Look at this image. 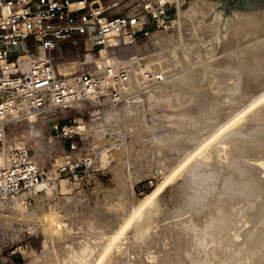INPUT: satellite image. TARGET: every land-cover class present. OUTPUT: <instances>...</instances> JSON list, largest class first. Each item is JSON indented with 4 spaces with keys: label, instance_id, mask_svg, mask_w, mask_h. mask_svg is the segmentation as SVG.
Wrapping results in <instances>:
<instances>
[{
    "label": "bare ground",
    "instance_id": "6f19581e",
    "mask_svg": "<svg viewBox=\"0 0 264 264\" xmlns=\"http://www.w3.org/2000/svg\"><path fill=\"white\" fill-rule=\"evenodd\" d=\"M182 1L179 0V4ZM214 7L215 3L210 0H189L185 7L181 6L178 10V28L175 34L161 37L153 34L163 45L178 43L175 47H181L183 63H188L190 67L188 70L178 74L175 72L165 82L126 100L120 106L102 105V108L91 110L90 113L93 125H89V132L95 144L104 143L109 129L115 135L121 133L118 132L121 129L128 133L133 131L136 123L133 120L137 121L138 108L148 113L151 123L149 127L154 133L152 139L162 142V137L170 138L166 142V152L170 154L171 164L165 166L161 163L165 171L160 181L142 198L122 207V219L114 229H105L95 223L87 224L86 227L81 224V231L84 228L85 231L75 238L71 234L69 242L66 241L64 232L70 233L72 228L65 225L64 215L53 205L46 207L41 203L44 195H50L52 189L45 180L37 185L32 194L37 201L33 206L26 205L28 194L24 192L0 198V218H6L4 223L21 221L27 231L35 232L38 228L41 231L43 252L29 254L28 261L23 264H264V203L257 207L264 198V16L237 21L225 44L232 50H223L226 55L223 57L224 53L221 58L216 56L215 59L216 11L211 21L204 20L205 15L215 10ZM161 59L159 57L157 62L165 72H169L170 64ZM27 61L24 58L19 63V70L22 72L27 70ZM75 63L80 65L78 61ZM208 65L211 74L219 79L231 73L230 68L227 70V65L234 67L237 75L234 83L229 79L233 84L228 86L234 87L237 103L229 106L230 102L221 118L213 114V109L223 101L224 98L221 97L224 95L216 94L213 88L205 86L208 76L204 74L208 71ZM227 81L223 80L224 83ZM219 83L222 84L221 81ZM78 103L80 102L75 104L78 106ZM159 106L162 109L158 111ZM38 121L39 116L36 114L26 117L28 130L32 134L40 132ZM175 132H180V135H173ZM159 145L162 147L160 143ZM112 149V146L105 144L100 151L103 161L112 155ZM5 158L0 153V165ZM220 163L229 165L227 174L241 171L240 180L234 182L229 178L226 182L232 181L230 184L233 186H221L220 175H217L218 180L214 177L219 183L216 182V186L219 185L217 188H207L206 183L205 186L200 185L207 186V189L202 190L198 185V192L203 191L202 197L199 194L198 200L187 201L186 209L183 207L186 215L176 223L179 226L164 223L169 227L162 226L161 230L149 232L156 226V220L162 211L159 196L171 181L189 174L197 177L199 174L195 173L198 171L202 172L201 175H210ZM223 167L225 170V166ZM111 171L117 187L109 190L110 193H105V196L114 194V198L122 200L126 192L125 170L117 164ZM234 176L236 177V173ZM242 177L245 180H241ZM185 182L189 184L187 180ZM40 191L41 194L38 193ZM54 240L60 244L57 246L60 250L53 244L49 246V241ZM62 240L63 244L60 243ZM49 247H52L51 250Z\"/></svg>",
    "mask_w": 264,
    "mask_h": 264
},
{
    "label": "built area",
    "instance_id": "2783aa9c",
    "mask_svg": "<svg viewBox=\"0 0 264 264\" xmlns=\"http://www.w3.org/2000/svg\"><path fill=\"white\" fill-rule=\"evenodd\" d=\"M180 7L179 0H130L124 5L120 0H0V131L30 114L40 116L77 102L119 105L182 72L185 66L177 55L170 50L164 54L163 44L150 39L174 27ZM77 37L84 40L75 52L81 67L67 72L56 52L67 43L77 46ZM145 39L152 46L138 52ZM158 57L170 64L169 72ZM24 58L26 72L19 70ZM78 127L75 122L54 125L64 138L77 134ZM7 151L0 165V198L24 192L30 200L48 176L29 148Z\"/></svg>",
    "mask_w": 264,
    "mask_h": 264
},
{
    "label": "rangeland",
    "instance_id": "374dc122",
    "mask_svg": "<svg viewBox=\"0 0 264 264\" xmlns=\"http://www.w3.org/2000/svg\"><path fill=\"white\" fill-rule=\"evenodd\" d=\"M101 1L112 2L114 0H101ZM210 1L215 3V7H214L215 10H212L210 14L205 15L204 17L205 22L211 21L212 15L216 11V7L218 6L219 2L223 0H210ZM129 2L130 0H120V4H123V5L128 4ZM188 2L189 0H183L181 6L185 7L188 4ZM111 13L114 14L115 11H112ZM177 28H178V25L176 22V24L171 30L163 31V32L161 31L160 33L155 32V34L158 37H161L163 35L166 36L170 33L175 34V32L177 31L176 30ZM153 34L151 35V37L153 38L150 37V39L155 40L156 35L154 36ZM77 41H78L77 46L67 43V44H64L61 50L56 52L57 56H61V58L57 60L58 63L61 66H66L67 72L73 71L75 68H77L78 64H76L75 62L76 61L79 62L80 60V58H78L75 55V52L78 50L81 51L80 49L84 46L83 44L84 40L80 37H77ZM156 42L160 43L158 40ZM176 44H173V45L165 44L167 46L163 45L162 47L163 53L165 54L167 53L168 50H170L172 55H177L180 63L181 62L183 63L184 59H183V54H181L182 52L181 47L180 46H179L180 48L175 47ZM243 45L244 44H242V46ZM85 46L88 47L89 43L86 42ZM151 46H152L151 40L145 39L138 43L136 50L138 52H143L145 50H148V48ZM157 50L159 51V49ZM223 50H228L230 52L232 49L227 48V46L225 45V47H223L222 50H217V46H216L214 58L217 59L218 57L219 59L222 57L221 55L225 53L223 55L224 57L226 55V51L222 52ZM180 55L182 56V58ZM157 59H159V57ZM161 60L164 61L163 58ZM187 64L184 65L185 67L183 71L188 70L190 68L189 64L188 66ZM78 67H81V66L79 65ZM207 67L206 69H208V71L206 70L204 74L206 77L208 76V78L205 79L206 80L205 86H209V88L211 89L213 88L214 89L213 91L216 94L220 95V93H222L221 96L224 95V97H221L222 99L223 98L224 99L223 101L221 100L222 102L219 103L220 105L218 104L217 106L214 107L215 109H213L215 110L213 111L215 112L213 114L219 115L221 118V117H224V113L226 112L227 107H229L230 105H236L237 103L235 102L237 94H235L234 92V87L232 88L228 87L229 85L233 84L234 81L237 80V75L235 72V68L232 66L230 67V65L229 66L227 65L226 68L227 70L230 68L229 71L231 70V73L219 79L217 78V76L214 77L213 73L211 74V71L209 70L210 68L209 65ZM176 74H178V72H176ZM210 78L211 80H209ZM229 79H232L233 83L232 81L230 83ZM217 80L219 82L221 81L223 85L217 82ZM223 80L224 81L228 80V81L227 83H224ZM210 83H212L214 87L216 86V88H214L213 85ZM227 88H229V90ZM215 89H217L218 91ZM228 92L230 93V95ZM225 95L227 96L225 97ZM228 96H230V98ZM228 98H229V101H228ZM224 101L225 102L228 101V102L225 103ZM222 103L224 105H222ZM78 104L80 105L77 106V104H75L72 107H68L64 109H57L47 114L40 115L39 121L37 123V126L40 129V132H38L37 134H32L31 132H29L26 118L19 122L9 123L3 130L0 131V153L6 156V152H8L7 150H11L14 148L27 147L32 152V159L38 163L39 167L44 172H46L48 178H44V180L49 184V186L52 189L50 191V195L49 194L44 195V197L42 198L43 200H41V203L43 202L46 205V207L53 205L52 207L57 208V210L62 215H64L65 225L68 228H72L73 230V231L71 230L70 233L64 232V234L66 235L65 238L67 242L71 241L72 238H75L76 235L78 236V234L80 235L85 231L84 230L85 228L82 229L83 232L81 231L80 227L82 225L83 227H86L87 224L95 223L100 226H103L105 229H110L111 227H112L111 230L114 229L116 225L118 224V222H120L122 219L121 215H123V212H124V209H122V207L124 208V207L129 206L131 202L142 198L147 192H149L152 188H154L164 174L165 170L163 168V164L165 166H169L171 164L170 154L169 152H166L168 151L167 150L168 144L166 142L170 138H168L167 136L166 137L164 136L165 138L162 137L163 139L162 142L155 141L154 139H152L154 136L153 135L154 133H152L151 127H149V125L151 124L150 118L148 116V113L146 114V112L143 111L142 108L137 109V121L133 120V122H136L134 125L133 131L128 133L125 131V129L123 130L121 129L122 131L121 130L118 131L121 133H118V135H115L114 132L109 129L108 137L105 139L104 143L98 142L95 144L93 142L92 135L89 132L90 131L89 125L91 124L93 125V121L91 120L92 118H91L90 113H91V110H94L96 108L100 109L103 106L94 105L90 101H83ZM120 105L121 104L117 106H120ZM160 108L162 109V106H159L157 110L159 111ZM143 115L145 118L142 117ZM72 122H75V124H78L79 127L77 130L78 133L74 134L71 137L64 138L60 135L59 132H57L54 129V125L56 123L66 124V123H72ZM143 122H145V124ZM146 123L148 125H146ZM105 126L107 128H110L108 124H106ZM177 134L180 135V132H177V133L175 132V134L173 135H177ZM191 138L194 139L195 136H191ZM159 143L162 145L163 148L159 145ZM71 144H74L75 146L74 149H71ZM105 144L112 146L113 149H112V155L106 161H103L100 157V151L104 148ZM165 147H166V150H164ZM36 156H38L39 158L37 159ZM162 162L163 164H161ZM117 164L121 165L123 170H125V173H126V178H125L126 179V184H125L126 192H125V195L122 197L123 201L121 199L114 198L116 197V195L114 194L108 195L111 189L113 190L114 187L115 188L117 187L116 186L117 184H115V180L113 178V173L111 171V169L115 167ZM71 166H74V168L71 169ZM223 166H225L226 168L225 170H223L224 169ZM228 166H229L228 164L223 165L220 163L219 166L216 168L217 170L215 169L218 173L215 172V170H213L212 172H210V175L209 173L208 174L203 173L201 175L202 172L198 171L197 173H195L196 175L199 174V176L197 175V177L189 174L188 176L183 175L185 177L178 176V178L176 177L173 181H171L172 183L170 182L164 188V190L161 192V195L159 196L160 203L162 205V211L160 213L159 219L160 220L162 219V220L161 221L159 219H158L159 221L156 220L157 221L156 226H153L154 228L151 227L152 229H150L149 232L154 233L155 230L156 231L159 229L161 230L162 226L163 227L165 226V228H168L170 225H177L178 220L183 218L186 215V213L184 212V209H186L187 201L189 202L194 199L198 200L199 194H200V197H202V193H203L202 190L204 188L212 189V188H217L219 185L224 186L225 184H227V186H230L231 185L230 183L232 181L234 182L239 181L240 180L239 176L241 175L240 173L241 171L235 172L236 177L234 176L235 173H232L231 175V173L229 172L227 174L226 170ZM223 172H224V175L222 176ZM217 175L221 176V177L219 176L220 181H221V182L219 181L220 184L218 183V181H215V180H218ZM237 175H238V178H237ZM189 179L191 181H189ZM227 179L232 180V181H228L229 182L228 183L226 182ZM243 179L245 180L244 177L241 178V180ZM185 180L189 182L188 185L185 182ZM195 181L196 182L198 181V182L195 183ZM192 182L194 183V185ZM216 182L219 184L218 186H216L217 184ZM234 182L233 184H235ZM198 185L199 186L207 185L208 187L206 186L207 187L206 188L204 186L203 187L200 186L201 189L202 188L203 189L199 193L198 191L200 189ZM38 193L41 194L42 191ZM105 193H108L107 194L108 197L105 196ZM190 195L191 196L193 195V196L191 197ZM186 197L188 200L186 199ZM190 197L191 198L194 197V198L191 199ZM262 200L263 201H261L257 207H259L260 205H262V203H264V198ZM26 201H27L26 205H31V206L35 205L37 202L33 195L31 196L30 200L26 199ZM173 205L174 207H172ZM181 209H183V212ZM180 213L183 215H181ZM172 216L173 218H171ZM5 220H6L5 217L0 218V264H23L28 261L29 254L31 253L36 254V253L43 252V248L41 246L42 245L41 243L42 235H41V231H39L40 230L39 228L36 229L35 232L34 231L29 232V230L27 231L25 226L21 224V221L12 220V224H7V223H4ZM173 221H175V224L173 223ZM73 223H76V224H73ZM164 223L169 224V226L165 225ZM158 224L160 225V227ZM71 234H72V238H71ZM54 241H56L55 242L56 245ZM54 241H49V243L51 242L49 246H52L51 244H53V246L57 249V246H60V244L58 243L57 240H54ZM63 242L64 240L60 241V243L62 244ZM51 248L52 247H49V250H51ZM57 250H60V248Z\"/></svg>",
    "mask_w": 264,
    "mask_h": 264
},
{
    "label": "water",
    "instance_id": "95a60500",
    "mask_svg": "<svg viewBox=\"0 0 264 264\" xmlns=\"http://www.w3.org/2000/svg\"><path fill=\"white\" fill-rule=\"evenodd\" d=\"M260 16H264V0L220 1L216 7L217 50L223 49L237 21Z\"/></svg>",
    "mask_w": 264,
    "mask_h": 264
}]
</instances>
